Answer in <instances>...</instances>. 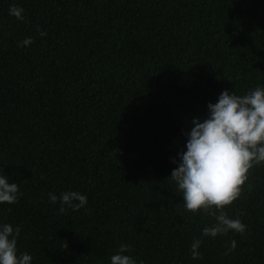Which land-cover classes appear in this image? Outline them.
Masks as SVG:
<instances>
[{
	"label": "trees",
	"instance_id": "obj_1",
	"mask_svg": "<svg viewBox=\"0 0 264 264\" xmlns=\"http://www.w3.org/2000/svg\"><path fill=\"white\" fill-rule=\"evenodd\" d=\"M257 85L264 0H0V174L22 193L0 223L32 264H110L121 244L144 264H264V164L225 208L243 236H201L213 219L170 179L191 120ZM69 189L87 211L48 202Z\"/></svg>",
	"mask_w": 264,
	"mask_h": 264
},
{
	"label": "clouds",
	"instance_id": "obj_2",
	"mask_svg": "<svg viewBox=\"0 0 264 264\" xmlns=\"http://www.w3.org/2000/svg\"><path fill=\"white\" fill-rule=\"evenodd\" d=\"M8 12L17 20L24 19L23 8L15 4L9 6ZM38 35L45 37L47 32L38 30ZM32 42V37H26L18 46L28 47ZM182 135L184 148L172 160L176 166L170 179L183 196L184 210L202 212L213 219L210 226L201 229L203 237L215 239L229 232L243 236L247 225L239 217L227 215L225 208L241 196L250 170L264 164V86L257 85L243 95L223 90L215 103L207 104L206 115L194 117L190 130ZM21 195L18 183L0 174V205L15 204ZM57 201L60 212L87 211V196L79 191L69 189L59 196L48 193L49 203ZM19 234V226L0 223V264H32V255L17 249ZM201 244V239H193L192 259L201 258ZM235 247L236 241L231 240L227 251ZM130 251V245L121 244L110 256V264H144L129 255Z\"/></svg>",
	"mask_w": 264,
	"mask_h": 264
}]
</instances>
